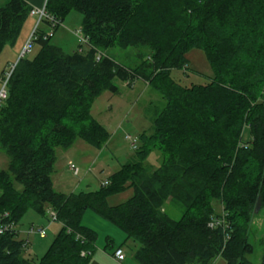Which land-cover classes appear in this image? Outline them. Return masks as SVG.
<instances>
[{
  "label": "trees",
  "instance_id": "16d2710c",
  "mask_svg": "<svg viewBox=\"0 0 264 264\" xmlns=\"http://www.w3.org/2000/svg\"><path fill=\"white\" fill-rule=\"evenodd\" d=\"M31 9L26 0L0 6V55ZM45 9L53 20L41 24L54 32L80 12L87 48L65 52L40 24L39 49L15 62L0 101V150L9 157L0 167V224L15 228L0 233V264H88L97 238L82 223L88 209L139 244V264H212L219 256L250 264L251 223L264 208V0H46ZM111 47L137 48L136 60L118 62L105 52ZM193 48L214 74L184 86L172 71L188 69ZM137 79L164 105L138 137L135 158L95 191L56 190L57 149L78 138L101 148L110 135L92 116L93 102L105 90L118 93L115 80L131 87ZM154 151L157 167L146 161ZM127 189L126 201L110 205V195ZM168 201L183 207L179 218L165 211ZM47 209L60 228L36 260L24 255L28 239L17 225L28 210Z\"/></svg>",
  "mask_w": 264,
  "mask_h": 264
},
{
  "label": "rangeland",
  "instance_id": "374dc122",
  "mask_svg": "<svg viewBox=\"0 0 264 264\" xmlns=\"http://www.w3.org/2000/svg\"><path fill=\"white\" fill-rule=\"evenodd\" d=\"M0 0V6H1ZM4 5V4H3ZM63 26L58 31H53L55 36H52L51 42L62 45L65 52H72L77 49L80 44V39L83 38L81 31L82 14L78 11L70 12L63 21ZM35 27V26H34ZM41 27H45L41 24ZM51 28L47 29V32ZM83 48L86 49V43H82ZM11 46V45H7ZM39 49V45L34 46L33 50L27 54V57H33L35 52ZM137 48L129 47L122 49L119 47H111L105 52L113 56L118 62L131 64L136 60ZM7 51L0 55V60L6 58ZM188 69L173 70L172 77L179 81L184 86L191 84H202L208 81V78L213 76V68L205 54L200 48H193L187 52ZM5 63V61H4ZM3 63V64H4ZM119 86L118 93H112L105 90L92 104L91 114L102 125L106 127L109 132V138L101 148L85 142L78 138L73 146L67 150L58 148L56 169L53 173L57 181L56 190L65 193L79 192V191H95L99 189L106 181H109L110 176L118 171L121 166L128 161L135 158L136 152L130 147L126 135L139 137L143 133H150L152 130V117L154 110L161 109L164 105L162 95L153 89L147 82L142 79H137L133 86H127L120 80H115ZM2 83L0 81V88ZM71 161L78 169L75 174L67 164ZM147 163L151 166L157 167L160 163L158 152L154 151L148 155ZM9 157L6 153L0 150V167L7 169ZM59 182L64 183L61 185ZM17 187L21 186L17 183ZM132 189H127L121 193H115L108 197L110 205H116L126 201L131 195ZM218 211L221 210L219 202L214 203ZM165 211L173 218H179L182 215L183 207L180 204L168 201L164 207ZM261 211V210H260ZM52 210L47 209L46 215H40L33 210H28L23 218L18 223V228L22 237H27L24 233L31 225L38 227H47V238L41 239L38 235L28 234L29 244L26 249L25 256L34 259H40L50 243L55 238L59 224L57 221L51 222ZM85 222L93 225L97 231L96 242L100 245L101 252L106 247L105 228L99 221L93 219L89 212H94L91 209L86 211ZM264 216L262 213H257L254 216L250 233L249 241L254 246V252L248 255L250 264H260L264 255ZM115 228H118L117 226ZM119 230L120 237L115 236L117 246H121L125 251L127 259L139 264L133 257V253L139 246L136 242L129 240L125 242L126 234ZM99 231V232H98ZM118 237V238H117ZM106 251V252H105ZM95 260L98 264H111L105 257L99 255ZM89 261L88 264H90ZM212 264H226L224 257L219 256L213 260Z\"/></svg>",
  "mask_w": 264,
  "mask_h": 264
},
{
  "label": "crops",
  "instance_id": "0c3cea01",
  "mask_svg": "<svg viewBox=\"0 0 264 264\" xmlns=\"http://www.w3.org/2000/svg\"><path fill=\"white\" fill-rule=\"evenodd\" d=\"M9 0H1V4H6ZM32 7H40L43 5V3L45 2V0H26ZM1 5V6H2ZM36 16H32L30 15L28 17V19L25 21L24 25H23V28H22V31H21V34L17 40V42L12 45V46H6L3 50L4 51H7V56L6 58L0 60V76L3 72L4 69L8 68L11 64L15 63L22 50H23V47L25 45V43L27 42L29 36L31 35V33L33 32V29H34V26L36 24ZM63 26V24H61L59 26V28L56 30H60V28ZM56 34V33H55ZM55 34L53 36H55ZM59 46H62L60 44H57ZM2 52V53H3ZM5 61V63H4ZM4 63V64H3ZM126 84V83H125ZM249 139V136L247 134V132L245 131L244 132V140H248ZM58 160V159H57ZM57 163V162H56ZM71 163V161H69V163L67 164V166ZM53 182H54V186H56L57 184V181L56 179L54 178L53 176ZM61 185H63L64 183L62 182H59ZM56 189V188H55ZM59 191L61 192V190L59 189ZM65 193V192H63ZM87 212L84 213V215H86ZM91 215V217H93V219L99 221V223L102 225V227H104L105 229V238H106V247L104 248V250H109V252L105 251L108 255H106L104 252H101L100 248L99 247L100 245L98 244V242L95 243V250L94 252L92 253L91 255V258L89 261L90 264H98V263H95V260L97 259V257H100L99 255L105 257L107 260L110 261L111 264H136L135 262H132L130 260L127 259V256L125 257V259L123 261H118L114 255H113V252L116 248H118L119 246H117L116 242H115V236H118L120 237V232L119 230H117L118 228H115L116 226L113 225L112 223L106 221L105 219H103L101 216H99L96 212H89ZM260 213L263 214L264 216V208L261 209ZM83 215V218H82V223L87 226V227H90L91 229L95 230L94 227H92L93 225H89L88 222L86 221L85 222V216ZM264 220V219H263ZM59 224V228H60V223ZM50 225V224H49ZM31 226H34V225H31ZM48 227V226H47ZM96 231V230H95ZM99 232V231H98ZM28 239V234H27V230L24 232ZM97 233V231H96ZM21 234V233H20ZM98 234V233H97ZM34 235H38V234H34ZM39 236V235H38ZM117 237V238H118ZM47 238V236L45 238H41L43 240H45ZM29 240V239H28ZM101 258V257H100Z\"/></svg>",
  "mask_w": 264,
  "mask_h": 264
},
{
  "label": "built area",
  "instance_id": "2783aa9c",
  "mask_svg": "<svg viewBox=\"0 0 264 264\" xmlns=\"http://www.w3.org/2000/svg\"><path fill=\"white\" fill-rule=\"evenodd\" d=\"M45 6H46V0L45 2L43 3L42 6L40 7H32L31 11H30V15L32 16H36V24H35V27L33 29V32L31 33V35L29 36L27 42L25 43L24 47H23V50L19 56L22 57L24 56L25 54H27L28 52H30L32 49H33V46H34V40L37 38V34H36V29L38 28V26L41 24V21L45 18H48L50 21H52L53 19L48 16L47 12H46V9H45ZM54 32L53 30L51 29V31H48L46 34H44L43 38H47V37H51L53 36ZM80 42L82 43H85L86 42V38L83 36V38L80 39ZM18 58V59H19ZM15 64H12L9 69L5 72V74L3 75V77L1 78V83H2V86L0 88V101L5 99L6 96H7V83H8V80L10 78V75L15 67ZM126 139L129 141L130 143V147L135 150L137 149L138 147V137H133L131 135H126ZM69 168L75 173L77 174L78 173V169L76 168V166L74 165V163H70L69 164ZM108 183L107 181L104 183L106 184ZM52 216V219L49 221V224H51V222L53 221H57V216H56V213L55 212H52L51 214ZM15 228V224L14 223H11V224H0V233H3L5 231H8V230H13ZM47 227H36V226H31L28 230H27V234H38L40 238H45L47 236V231H46ZM28 244H29V241L26 240V249L28 248ZM83 254H85V252H83ZM113 255L114 257L118 260V261H123L126 257V254H125V251L123 250L122 247H118L114 250L113 252Z\"/></svg>",
  "mask_w": 264,
  "mask_h": 264
},
{
  "label": "water",
  "instance_id": "95a60500",
  "mask_svg": "<svg viewBox=\"0 0 264 264\" xmlns=\"http://www.w3.org/2000/svg\"><path fill=\"white\" fill-rule=\"evenodd\" d=\"M259 204H257L256 208H255V212L257 213L259 211Z\"/></svg>",
  "mask_w": 264,
  "mask_h": 264
}]
</instances>
